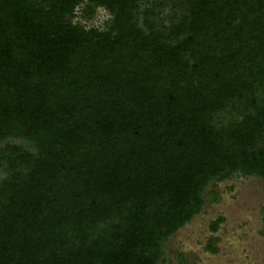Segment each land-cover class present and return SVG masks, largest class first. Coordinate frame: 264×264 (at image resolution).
Here are the masks:
<instances>
[{
	"label": "trees",
	"instance_id": "1",
	"mask_svg": "<svg viewBox=\"0 0 264 264\" xmlns=\"http://www.w3.org/2000/svg\"><path fill=\"white\" fill-rule=\"evenodd\" d=\"M235 176L264 180V0H0V264H164Z\"/></svg>",
	"mask_w": 264,
	"mask_h": 264
},
{
	"label": "rangeland",
	"instance_id": "2",
	"mask_svg": "<svg viewBox=\"0 0 264 264\" xmlns=\"http://www.w3.org/2000/svg\"><path fill=\"white\" fill-rule=\"evenodd\" d=\"M105 17L99 10L94 24ZM215 189L219 200L213 202L208 195L202 211L170 237L164 264H179L180 255L187 264H264V180L235 176ZM218 216L223 221L212 232L209 224ZM210 235L215 252L206 247Z\"/></svg>",
	"mask_w": 264,
	"mask_h": 264
}]
</instances>
